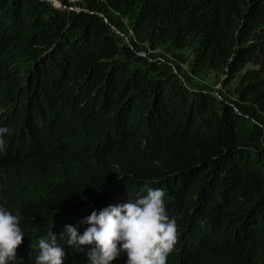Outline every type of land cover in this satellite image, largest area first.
<instances>
[{
    "label": "trees",
    "instance_id": "trees-1",
    "mask_svg": "<svg viewBox=\"0 0 264 264\" xmlns=\"http://www.w3.org/2000/svg\"><path fill=\"white\" fill-rule=\"evenodd\" d=\"M59 1L0 0L8 264L49 232L88 264L65 226L149 187L177 223L167 264H264V0Z\"/></svg>",
    "mask_w": 264,
    "mask_h": 264
},
{
    "label": "clouds",
    "instance_id": "clouds-1",
    "mask_svg": "<svg viewBox=\"0 0 264 264\" xmlns=\"http://www.w3.org/2000/svg\"><path fill=\"white\" fill-rule=\"evenodd\" d=\"M9 132V128L0 127V148L4 146L3 136ZM20 220L18 211L14 215L0 206V264L16 259L24 239ZM82 223L89 225L82 235L66 225L59 237H67V244L80 251L88 246V264H113L122 254L127 256L126 264H167L178 240L176 220L169 219L165 192L159 188L149 187L135 200L129 198L126 203L93 211ZM57 237L49 232L39 240L36 264H64L66 253Z\"/></svg>",
    "mask_w": 264,
    "mask_h": 264
},
{
    "label": "water",
    "instance_id": "water-1",
    "mask_svg": "<svg viewBox=\"0 0 264 264\" xmlns=\"http://www.w3.org/2000/svg\"><path fill=\"white\" fill-rule=\"evenodd\" d=\"M50 1H52L53 2V4L56 6V7H58V8H60V9H66V5H64L61 1H59V0H50ZM71 9H73L72 7H71ZM77 10H81V8H76ZM105 21H107L108 22V19L107 18H105ZM118 33H120V31L119 30H116ZM142 54H145V53H142ZM174 71L177 73V69L174 67ZM181 78H182V76L181 75H179ZM220 87V86H219ZM217 94L219 95V93L217 92ZM220 96V95H219Z\"/></svg>",
    "mask_w": 264,
    "mask_h": 264
},
{
    "label": "rangeland",
    "instance_id": "rangeland-1",
    "mask_svg": "<svg viewBox=\"0 0 264 264\" xmlns=\"http://www.w3.org/2000/svg\"><path fill=\"white\" fill-rule=\"evenodd\" d=\"M214 79H215L214 75H210L209 80L211 81V83H212V81H214ZM218 87H219V85H218Z\"/></svg>",
    "mask_w": 264,
    "mask_h": 264
}]
</instances>
